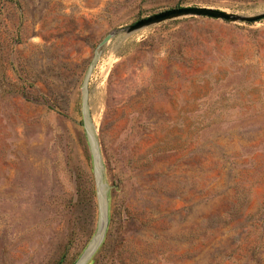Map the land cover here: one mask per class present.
<instances>
[{"label": "rangeland", "instance_id": "rangeland-1", "mask_svg": "<svg viewBox=\"0 0 264 264\" xmlns=\"http://www.w3.org/2000/svg\"><path fill=\"white\" fill-rule=\"evenodd\" d=\"M187 6L264 12V0H0V264H76L94 239L87 115L108 224L84 264H264V19L126 33Z\"/></svg>", "mask_w": 264, "mask_h": 264}, {"label": "water", "instance_id": "water-1", "mask_svg": "<svg viewBox=\"0 0 264 264\" xmlns=\"http://www.w3.org/2000/svg\"><path fill=\"white\" fill-rule=\"evenodd\" d=\"M183 16H201V17H209V18H215V19H223L226 21H240V22H246V23H253V22L264 19V12L258 13L256 15L247 16V15L231 14L229 12H226V11H223L217 8H212V7H198V6L178 7V8H173V9H169L166 11H162L160 13L140 19L136 21L135 23H133L132 25H130L126 30V33L133 34L147 27H151L156 24L162 23L164 21L183 17ZM119 33L120 31H115L111 34H108L102 41L101 46H104L112 37L116 36ZM86 125L88 128L93 146L95 148L94 155H95V164H96L97 179H98V190H99V195L101 199V215H100L99 229L94 239L92 240V242L90 243V245L88 246V248L86 249L82 257L76 264H84L94 254V252L97 250V248L99 247V245L104 239V236L107 230V224H108L107 198H106V190L104 187L102 164H101L99 151H98L97 144H96L93 124L91 123L88 115H87Z\"/></svg>", "mask_w": 264, "mask_h": 264}]
</instances>
